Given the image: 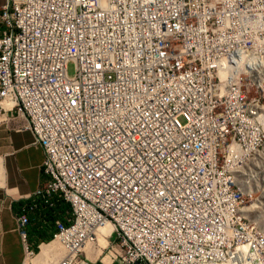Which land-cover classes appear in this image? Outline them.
I'll return each instance as SVG.
<instances>
[{
    "label": "built area",
    "instance_id": "2783aa9c",
    "mask_svg": "<svg viewBox=\"0 0 264 264\" xmlns=\"http://www.w3.org/2000/svg\"><path fill=\"white\" fill-rule=\"evenodd\" d=\"M255 61L264 0H4L0 124L20 119L43 151L16 217L22 264L28 226L60 203L49 264H90L106 224L111 264H264L233 185L264 139Z\"/></svg>",
    "mask_w": 264,
    "mask_h": 264
},
{
    "label": "crops",
    "instance_id": "0c3cea01",
    "mask_svg": "<svg viewBox=\"0 0 264 264\" xmlns=\"http://www.w3.org/2000/svg\"><path fill=\"white\" fill-rule=\"evenodd\" d=\"M3 4L4 0H0V7ZM19 122L20 119H14L7 124H0V264L24 262L25 250L16 217L21 205L44 180L41 169L43 151L32 145L33 136L29 131L16 129ZM69 216L68 204L60 203L47 213L39 226L29 225V246L36 250L39 243L44 244L45 238L52 236L54 221H65ZM89 250L86 252L88 258L95 260L97 257L93 258L95 254L91 255Z\"/></svg>",
    "mask_w": 264,
    "mask_h": 264
},
{
    "label": "bare ground",
    "instance_id": "6f19581e",
    "mask_svg": "<svg viewBox=\"0 0 264 264\" xmlns=\"http://www.w3.org/2000/svg\"><path fill=\"white\" fill-rule=\"evenodd\" d=\"M259 71H264V63L263 61H255L254 68L250 70V77L257 78V84H264L263 75H259ZM258 153H261L260 156H251V157H244L243 160L239 164L233 165V185L236 190V194L243 195L244 197H249L247 201L250 199H256L257 201L252 205H247V201H244L241 204H238V211L240 212H247L249 213V220L253 224L261 223V218L264 217L262 211V203L260 198H263V193H260L258 190L257 182L254 179V176L262 172L264 170V139H261L258 142ZM248 174H255L251 177H248ZM262 174V173H261ZM259 176V175H258ZM261 177V176H260ZM262 187V186H259ZM262 189V188H261ZM260 193V194H259ZM255 221V222H254ZM258 224V229L263 230V226ZM112 226L110 224H106L102 226L97 235V241L93 245H88L85 247V252L89 250L90 247H94L98 243V246H106L107 244V237L112 232ZM44 245V244H43ZM43 245L40 246L41 251ZM57 242L54 240L51 244L45 245L43 247V255L44 256H51L58 251ZM57 249V250H56ZM56 250V251H55ZM90 251V250H89ZM94 253V250H92ZM96 249V253L98 252ZM55 252V253H53ZM32 257H27L25 263L33 264L34 259ZM58 258V256L56 257ZM29 259V260H28Z\"/></svg>",
    "mask_w": 264,
    "mask_h": 264
},
{
    "label": "rangeland",
    "instance_id": "374dc122",
    "mask_svg": "<svg viewBox=\"0 0 264 264\" xmlns=\"http://www.w3.org/2000/svg\"><path fill=\"white\" fill-rule=\"evenodd\" d=\"M263 63H264V61H263ZM67 73H68L69 76H73L74 75L75 70H74L73 63H69L68 64ZM263 79H264V75H263ZM251 93L254 95L255 94L254 90ZM179 121L181 123H184V120L182 118H180ZM254 179H255V181H258L257 185H258L259 192L263 193L262 194L263 198H260V201L262 203V211L261 212L264 213V170L262 172L257 173L254 176ZM259 186H262V187H259ZM256 201H257L256 199H250L249 201H247V205L250 206V205L254 204ZM263 216H264V214H263ZM259 221H261L260 224L263 226V230H264V217H262L261 220H259ZM257 223L259 224V222H257ZM261 229H262V227H261ZM52 242L53 241L50 240V242L49 241L45 242L44 245L43 244L42 245L44 247L45 245H49ZM43 247H42V251H41V248H40V251L38 249L35 250V256L31 258V259H34V263L33 264H49L51 261H55L56 259L58 260L59 258L62 257L63 249L61 248L60 244H58V242H57V247H59L58 251H57L56 254H52L51 256H44L43 255ZM96 249L100 250L99 251V255H98V252L96 253ZM92 250H94V254H95V255H93V258H96V257L97 258L95 260H92V259L88 258L90 264H111L110 252L111 253H113V252H112V249H111V246H110L109 243H107L106 246H101V247H99L98 243H97V245L94 246L92 248ZM90 252H91V248H90ZM53 253H55V252H53ZM56 256H58V258H56ZM104 258H105V261H104Z\"/></svg>",
    "mask_w": 264,
    "mask_h": 264
},
{
    "label": "trees",
    "instance_id": "16d2710c",
    "mask_svg": "<svg viewBox=\"0 0 264 264\" xmlns=\"http://www.w3.org/2000/svg\"><path fill=\"white\" fill-rule=\"evenodd\" d=\"M52 239V236H49L48 238H45V242H48Z\"/></svg>",
    "mask_w": 264,
    "mask_h": 264
},
{
    "label": "snow or ice",
    "instance_id": "6c2138e0",
    "mask_svg": "<svg viewBox=\"0 0 264 264\" xmlns=\"http://www.w3.org/2000/svg\"><path fill=\"white\" fill-rule=\"evenodd\" d=\"M99 67V65H97Z\"/></svg>",
    "mask_w": 264,
    "mask_h": 264
}]
</instances>
